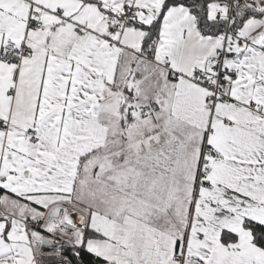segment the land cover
<instances>
[{
	"label": "snow or ice",
	"instance_id": "6c2138e0",
	"mask_svg": "<svg viewBox=\"0 0 264 264\" xmlns=\"http://www.w3.org/2000/svg\"><path fill=\"white\" fill-rule=\"evenodd\" d=\"M0 264H264V0H0Z\"/></svg>",
	"mask_w": 264,
	"mask_h": 264
}]
</instances>
